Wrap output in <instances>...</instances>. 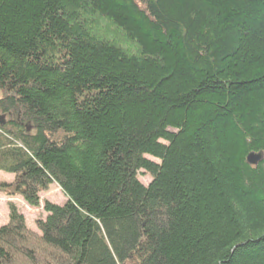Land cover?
Here are the masks:
<instances>
[{
  "label": "trees",
  "instance_id": "1",
  "mask_svg": "<svg viewBox=\"0 0 264 264\" xmlns=\"http://www.w3.org/2000/svg\"><path fill=\"white\" fill-rule=\"evenodd\" d=\"M2 115L11 195L67 202L0 264H264V0H0Z\"/></svg>",
  "mask_w": 264,
  "mask_h": 264
},
{
  "label": "rangeland",
  "instance_id": "2",
  "mask_svg": "<svg viewBox=\"0 0 264 264\" xmlns=\"http://www.w3.org/2000/svg\"><path fill=\"white\" fill-rule=\"evenodd\" d=\"M129 50L134 51V48L130 47ZM2 117H4L5 120V116L2 115ZM149 158L150 160L153 159L152 157ZM14 179L15 177L13 175L0 171V227L6 225L9 221V203H15L19 211L24 215L28 228L35 230L36 233H39L36 221L38 219H45L47 216V214L43 211V204L45 202H51L53 204L63 205L67 202V198L59 186L55 184L50 186L49 190L40 193V197L43 202L39 207H31L25 203L22 197L14 194L11 195V191H14ZM140 180L146 186L151 182L150 176L146 174H142L140 176ZM4 184L12 185L10 187H4ZM20 261H22L23 264H30L26 259L21 257Z\"/></svg>",
  "mask_w": 264,
  "mask_h": 264
},
{
  "label": "water",
  "instance_id": "3",
  "mask_svg": "<svg viewBox=\"0 0 264 264\" xmlns=\"http://www.w3.org/2000/svg\"><path fill=\"white\" fill-rule=\"evenodd\" d=\"M3 119H0V122L1 124H3ZM263 152H259V153H250L247 157V161L250 163V164H254V165H257L263 158Z\"/></svg>",
  "mask_w": 264,
  "mask_h": 264
},
{
  "label": "bare ground",
  "instance_id": "4",
  "mask_svg": "<svg viewBox=\"0 0 264 264\" xmlns=\"http://www.w3.org/2000/svg\"><path fill=\"white\" fill-rule=\"evenodd\" d=\"M3 122L5 123V120H3ZM4 123H3V124H4ZM1 125H2V124H1ZM247 157H248V156H247ZM263 160H264V154H263V158H262L261 161H263ZM261 161H260V162H261ZM247 162H248V161H247ZM260 162H259V163H260ZM248 163H249V162H248ZM249 164H250V163H249ZM251 165H254V164H251ZM254 166H255V165H254ZM256 166H257V165H256ZM55 184H56V183H53V184H51L50 186L55 185ZM56 185H57V184H56ZM49 188H50V187H49ZM48 190H49V189H48ZM46 191H47V190H46ZM43 192H44V191H43ZM40 199H41V197H40ZM40 201H41V204H42L43 200L41 199ZM45 203H46V202H45ZM45 203H44L43 205H45ZM54 204H55V203H54ZM57 205H58V204H57ZM43 211H44V210H43ZM44 212H45V211H44ZM32 231H35V230H32Z\"/></svg>",
  "mask_w": 264,
  "mask_h": 264
}]
</instances>
